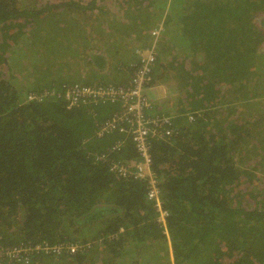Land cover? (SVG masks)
Segmentation results:
<instances>
[{"label":"trees","instance_id":"obj_1","mask_svg":"<svg viewBox=\"0 0 264 264\" xmlns=\"http://www.w3.org/2000/svg\"><path fill=\"white\" fill-rule=\"evenodd\" d=\"M160 18L167 35L152 76L177 106L173 136L152 146L166 228L147 182L110 171L138 161L131 143L114 152L122 136H96L119 106L68 109L51 94L78 81L50 75L58 68L45 53L58 44L55 59L69 58V43L89 68L128 71L118 78L127 85L135 66L114 38L151 34ZM30 57L47 58L46 75L21 86L14 70ZM43 243L77 252L2 264H264V0H0V245Z\"/></svg>","mask_w":264,"mask_h":264},{"label":"built area","instance_id":"obj_2","mask_svg":"<svg viewBox=\"0 0 264 264\" xmlns=\"http://www.w3.org/2000/svg\"><path fill=\"white\" fill-rule=\"evenodd\" d=\"M157 56L158 50L155 46L138 48L134 64L135 70H133L127 85L74 82L65 84L61 91L54 90L51 95L67 101L68 109L95 103L119 106L117 112L98 125L96 136L103 138L113 133L122 136L114 143L111 149L114 152L120 151L127 143H131L138 156V161L128 164L124 162L111 163L110 171L116 178H134V180L147 182L148 199L154 203L159 213V223L166 228L169 213L163 208L160 181L157 173L152 170V146L156 141H167L173 136L175 116L153 112L154 101L149 95V91L153 87L152 73ZM27 99L35 101L40 99V96L30 93ZM186 116L192 122L195 115L188 113ZM96 159L103 162L106 160V156L100 154ZM63 252L75 254L77 249L73 245H50L47 243L16 247L0 245V264L3 260L28 263L29 256L33 254L60 255Z\"/></svg>","mask_w":264,"mask_h":264},{"label":"rangeland","instance_id":"obj_3","mask_svg":"<svg viewBox=\"0 0 264 264\" xmlns=\"http://www.w3.org/2000/svg\"><path fill=\"white\" fill-rule=\"evenodd\" d=\"M20 5L24 3V0H19ZM168 10V9H167ZM165 17L167 15V11H165L164 13ZM141 20V18H140ZM137 22V21H136ZM152 25H151V34L150 32H141L140 34L138 33V30L136 28L131 27L130 31H127L128 35L125 36L123 31H119V33L115 36V42L119 43V44H123V47L120 48V52L122 54V57H126L128 58V55L130 56L131 60L130 61H126L128 62L130 65L134 66V64L136 63V50L138 48H145L147 46H155L158 49H160V46L158 45V41H162L163 38L165 37V35H167V18L166 21L164 23V21L160 18L158 19L156 22L151 21ZM130 26V24H129ZM121 30V29H120ZM123 37H121V35ZM47 35V34H45ZM100 38V37H98ZM66 42V41H65ZM81 43H85V45H88V41L86 42L85 40H81ZM102 41H98L95 40V42L93 43V45L91 44L90 47H94L96 48V50L99 52V50H105L103 51V53H105L108 49L112 52V61L114 62V65H116L118 63V61L120 60V58H118L115 53L110 49L111 47H103L101 46L102 43H99ZM155 44V45H154ZM51 45V44H50ZM59 45L58 44H52L51 45V49H46L45 53H50L52 54V59L50 60V65L53 64V67L58 68L60 71L57 73L58 69H54L52 71H54L52 74L50 75H54L55 78H59L60 81L61 79L65 78V81H69L70 79H76L77 81H79L80 83H84V84H90L92 81H96L98 78V75L95 74L93 71L94 68H89L86 65L83 64L82 62V57L85 56L84 53H76L74 51H71L70 49H67V47L64 46L63 51L61 50V52L68 54V57H61L63 56V54H60V56H58L55 59V55L59 54ZM82 48H80V50H82ZM67 51V52H66ZM69 52H72L71 54H69ZM47 58L44 57L42 61H39V58H29L26 61V65L22 68L23 70L21 71V62H20V69H16L14 70V72L18 75H22L21 76V86L25 85L26 87H30L32 85H34V80L36 82V77L34 76V80H31L29 78V76L31 74H36L37 76H44L46 75V73L44 72L45 70H47L48 66L46 65L47 63ZM79 63L78 66H75V63ZM85 63V62H84ZM32 66H34L32 68ZM52 67V66H51ZM37 68V69H35ZM82 68H84V70L82 71ZM89 68V71L86 72V69ZM110 72H107V75L111 77ZM24 75V76H23ZM114 77H116V75L113 74ZM85 77V80L82 81L81 78ZM120 80H127V78L129 77V72H125V73H121L117 76ZM116 77V78H117ZM17 79V78H16ZM88 83H85V82ZM118 82V80L116 81ZM164 83H166L165 81H162ZM171 84L173 85V82H171ZM154 88V82H153V87ZM153 112L154 113H159L161 112L160 109H163V106H160V108H158L157 104H154L153 107ZM167 109V107L165 108ZM163 109V110H165ZM159 111V112H158ZM171 258H172V249H171V254H170ZM166 259L165 258V254H163L161 252L160 257H159V261Z\"/></svg>","mask_w":264,"mask_h":264},{"label":"crops","instance_id":"obj_4","mask_svg":"<svg viewBox=\"0 0 264 264\" xmlns=\"http://www.w3.org/2000/svg\"><path fill=\"white\" fill-rule=\"evenodd\" d=\"M118 20L119 21H123V20H120V19H118ZM151 29H150V31H151ZM66 35H69V34H66ZM64 41H66L65 44L68 43L67 40H64ZM83 46L84 45L82 43H80L79 49L82 48ZM67 47H68L67 49H70L71 48L72 50H75L73 48V46L70 45L69 43L67 44ZM103 51H105V50H101V52H103ZM71 53L72 52H69V54H71ZM130 60H131V58L128 55V58H127L126 61H130ZM120 66H122V65H120ZM83 70H84V68H82V71ZM88 71H89V68L86 69V72H88ZM91 71H93L95 74H97L98 75V78H99L96 81H92L91 82L92 84H94V83H100V82H103L105 84H118L119 83V82H116L118 80V77L117 76L119 74H121L120 71H119V67L116 68V70L115 69H111L110 67H107L106 69H103V70H99V69H96L95 70L94 69V70H91ZM107 72L112 73L111 74V77L107 75ZM113 74L116 75L117 78L114 77ZM127 79H129V77ZM65 80H66L65 78L61 79V81H65ZM70 80H73V79H70ZM81 80L84 81L85 80V77L81 78ZM153 82H154V88H152L149 91V95L153 99L154 104H157L158 108H160V106H163L164 107L163 109H165L167 107V109H165V110L160 109L161 112H159V111L158 112L159 113H166V114L176 115V112H177L176 111L177 106H176V103H175V97L176 96L172 92L171 87H169L171 85L169 83L162 82V80L158 79L155 75H154ZM85 83H88V82L86 81ZM169 247H170V254H171V243H168V248Z\"/></svg>","mask_w":264,"mask_h":264},{"label":"clouds","instance_id":"obj_5","mask_svg":"<svg viewBox=\"0 0 264 264\" xmlns=\"http://www.w3.org/2000/svg\"><path fill=\"white\" fill-rule=\"evenodd\" d=\"M92 84V83H91ZM172 246V245H171Z\"/></svg>","mask_w":264,"mask_h":264}]
</instances>
